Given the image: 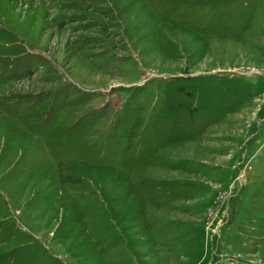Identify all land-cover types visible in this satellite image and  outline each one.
<instances>
[{"label": "rangeland", "instance_id": "1", "mask_svg": "<svg viewBox=\"0 0 264 264\" xmlns=\"http://www.w3.org/2000/svg\"><path fill=\"white\" fill-rule=\"evenodd\" d=\"M0 264H264V0H0Z\"/></svg>", "mask_w": 264, "mask_h": 264}]
</instances>
